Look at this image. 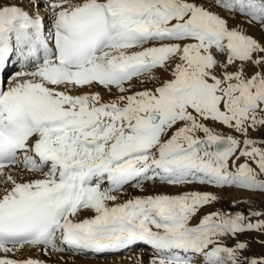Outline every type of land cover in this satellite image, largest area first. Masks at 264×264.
Instances as JSON below:
<instances>
[{
	"label": "snow or ice",
	"instance_id": "1",
	"mask_svg": "<svg viewBox=\"0 0 264 264\" xmlns=\"http://www.w3.org/2000/svg\"><path fill=\"white\" fill-rule=\"evenodd\" d=\"M45 7L47 33L38 0H0V72L14 58L21 65L0 85V264H45L8 257L25 246L50 255L140 243L154 249L150 264H264V256L242 257L246 242L224 243L264 233V219L218 210L190 223L219 199L214 193L117 202L126 185L156 180L264 193V140L249 136L264 128V0ZM217 8L241 21L230 26ZM242 24L259 25L261 36ZM157 71L171 78L129 94L134 79L155 80ZM86 211L94 215L77 219Z\"/></svg>",
	"mask_w": 264,
	"mask_h": 264
},
{
	"label": "rangeland",
	"instance_id": "2",
	"mask_svg": "<svg viewBox=\"0 0 264 264\" xmlns=\"http://www.w3.org/2000/svg\"><path fill=\"white\" fill-rule=\"evenodd\" d=\"M229 19V25L234 26L236 25L239 21L235 18L232 19L230 17H227ZM242 27L247 29L246 24H242ZM251 27V28H250ZM250 32L248 31V34L253 35L254 37L259 38L260 37V32L256 30V33H252L254 30H252V26H249ZM220 59H223V57H220ZM16 65H14L11 69H14ZM11 71V70H10ZM160 71H157L156 73H159ZM155 76L157 79L155 80H148V79H143L146 85H142L141 88H137L138 91L143 90L145 88L148 89H153L155 87H158L161 82H159V79L156 74ZM164 74H169L171 78L170 72H162ZM7 73L5 74V76ZM147 80V81H146ZM138 81H133L132 84L138 85ZM142 83V82H140ZM130 94V93H129ZM114 97H110L108 99H112ZM208 124H211L212 122L208 121L206 122ZM216 131L228 135L232 134L234 136L239 137L240 139H243L242 136H240L239 133H236L223 125L220 124H215L214 125ZM171 135V133H169ZM199 135H203V133H199ZM249 136L251 138L257 139V140H264V128L259 129L257 131H249ZM260 147H264V145H257ZM244 162V158L241 157L238 161L237 164ZM255 167V165H252ZM260 179H264V175L259 177ZM130 189H124L123 192L121 191L118 194V201L119 203H122L128 199H132L134 197L138 196H148V195H160V194H167V195H178L183 192H188V191H201V192H210L216 194L219 199L207 206H203L199 214L194 217L190 223L192 225H195L198 223L199 218L202 217L203 215L213 212V211H225V212H232L235 213L237 211H242L244 212L245 216L247 219L251 222H255L257 219H264V216L262 217H256V216H250L249 212L252 211H261L264 212V193L260 192H253V191H247V190H242L238 189L235 187H224V188H217L211 185H201L198 183L190 184V185H169L166 183H163L159 180L156 181H149L146 183H143L142 187H135L134 184L130 185ZM185 190V191H184ZM237 194V195H236ZM259 197V198H258ZM233 201H236L235 205L233 204ZM112 202H109L111 205ZM94 215V212L91 211H86L82 212L77 219H84L86 217H90ZM243 241L246 242L248 247L246 250H243L241 252L242 257H262L264 256V233L258 232V231H245L244 233L238 234L235 238H229L224 241V243L227 246H234L237 241ZM145 245L143 243L138 244V249L132 250V251H123V252H116L112 254H107L103 255L102 253H94L91 251H85V252H80L79 254L76 253V257L79 259L78 263L79 264H137V258L139 257L141 260V264H150V259L153 256V253L147 251L143 252L139 246ZM260 247L262 250V254L259 252H255V247ZM131 250V249H128ZM257 251V250H256ZM84 254V255H83ZM127 254V255H126ZM132 254V255H131ZM151 254V255H150ZM129 255V256H128ZM260 255V256H259ZM199 259L197 261V264H199ZM83 260H86L87 263ZM89 260V261H88ZM77 262V261H76ZM82 262V263H81Z\"/></svg>",
	"mask_w": 264,
	"mask_h": 264
},
{
	"label": "bare ground",
	"instance_id": "3",
	"mask_svg": "<svg viewBox=\"0 0 264 264\" xmlns=\"http://www.w3.org/2000/svg\"><path fill=\"white\" fill-rule=\"evenodd\" d=\"M18 2L22 3L23 0H18ZM38 2L40 4L39 12L45 18L44 19L45 32L47 33V31L51 29V19H52L51 15L48 12V9L45 7V4L47 3V0H38ZM74 2H79V0H74ZM214 10L219 12V14L224 16L225 18L228 17V14L226 12L221 11L218 8L214 9ZM236 19L239 22L241 21V17L240 16H237ZM246 26H247V29H246L247 33H248V31L250 32V28L251 27L249 28V26H252L253 27L252 30H254V28H256L254 31H252V33H256V30H257L258 32H260V36H261V31H260L259 25H248V24H246ZM14 65H16V67L14 69H11ZM19 70H21V65L19 64V62L15 58L13 60L9 61L6 69L1 74L2 76H4L7 73V75H6L7 79L4 80V84L12 75H14V73L16 71H19ZM29 70H31V69H29ZM156 74H159V75H157V76H159L158 77L159 82H162L163 80L169 79V77H170L169 74H164L162 72H159V73H156ZM137 80L138 79H134L133 81L135 82ZM140 82L141 81L137 82V83H139L138 85H134L136 82L134 84H132L129 93L136 92V91H138L137 88H141L142 85H146L144 81L142 83H140ZM125 86L128 87V85H125ZM82 91H88V89H83ZM92 91L100 92L105 101L109 100L108 98H110V97H114V96H110L107 93V91L105 89L101 88V87L94 88V89H92ZM113 93L115 94V90H113ZM17 171H19V170H17ZM24 178L25 179H30V178H34V177H30V176L25 175ZM147 182H149V181H147ZM143 183H146V182H143ZM131 184H134V183H130V184L126 185V187L124 189H130V187H131L130 185ZM104 187H107L106 183L104 184ZM139 247L141 248V250L144 253L149 251V252L153 253V255H154V249H152L151 246L142 245V246H139ZM255 249L257 250V251L255 250L256 253L259 252L260 254H262V250H261L260 247L256 246ZM2 255H3V253H0V256H2ZM76 255L77 254L75 252L71 251V250H65L64 252H56V253H52L50 255H46L43 251H41L40 247H28V246H25L23 249H20L19 251L15 252V253H8V257L9 258L24 259V258L31 257V258H34V259L43 260V261H45V264H79L78 263L79 259L76 257ZM83 261H84V263L85 262L87 263L86 260H83Z\"/></svg>",
	"mask_w": 264,
	"mask_h": 264
},
{
	"label": "water",
	"instance_id": "4",
	"mask_svg": "<svg viewBox=\"0 0 264 264\" xmlns=\"http://www.w3.org/2000/svg\"><path fill=\"white\" fill-rule=\"evenodd\" d=\"M137 247H138V245H136V246H134L132 248H129V249L133 250V249H137ZM107 253H110V252H104L103 254H106L107 255Z\"/></svg>",
	"mask_w": 264,
	"mask_h": 264
}]
</instances>
